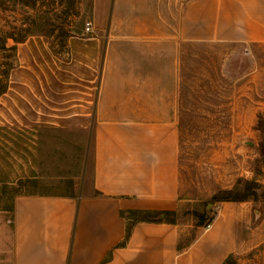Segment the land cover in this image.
<instances>
[{"label":"rangeland","instance_id":"obj_1","mask_svg":"<svg viewBox=\"0 0 264 264\" xmlns=\"http://www.w3.org/2000/svg\"><path fill=\"white\" fill-rule=\"evenodd\" d=\"M161 1L148 0V9H161ZM96 2L0 0V205L21 194L68 192L90 167L104 51L92 48L105 45L108 34L116 46L136 39L128 0L116 21L107 19L108 7L94 17ZM152 42L162 40L148 36ZM169 42L159 61L178 85L179 197L190 199L175 219L212 217L214 193L241 187L240 178L256 180L258 198L243 201L248 243L232 263L264 264V126L257 127L264 118V43L183 42L176 35Z\"/></svg>","mask_w":264,"mask_h":264},{"label":"crops","instance_id":"obj_2","mask_svg":"<svg viewBox=\"0 0 264 264\" xmlns=\"http://www.w3.org/2000/svg\"><path fill=\"white\" fill-rule=\"evenodd\" d=\"M122 1L97 0L94 17L108 7L107 19L119 20ZM128 3L135 41L116 46L108 34L105 45L92 48L104 51L90 167L68 192L21 194L0 205V264H222L248 243L243 201L214 202L208 228L192 211L186 220L159 214L126 230L132 211L177 215L190 200L179 197L178 85L159 61L170 53V35L264 43V0H165L161 9H148V0ZM148 36L161 44L148 45ZM81 114L88 117V109Z\"/></svg>","mask_w":264,"mask_h":264},{"label":"trees","instance_id":"obj_3","mask_svg":"<svg viewBox=\"0 0 264 264\" xmlns=\"http://www.w3.org/2000/svg\"><path fill=\"white\" fill-rule=\"evenodd\" d=\"M19 39L17 41H20ZM3 90H0V94ZM263 117L259 116L257 127L260 129L263 125ZM238 183H241V187L234 189H219L216 193H214L211 197V201H236L242 202L247 201L249 199L256 200L258 198V190L260 184L256 180H249L245 178L238 179ZM260 194V193H259ZM262 194V193H261ZM131 221L127 226L126 233L127 235L130 232L131 225L137 220H147V221H156L154 217L159 214H164L166 219L170 222L175 221V212L174 211H132L131 213ZM198 217V224H203L204 221H210L213 217H208L206 214H198L195 213ZM234 260L232 256L227 257L222 264H233Z\"/></svg>","mask_w":264,"mask_h":264},{"label":"built area","instance_id":"obj_4","mask_svg":"<svg viewBox=\"0 0 264 264\" xmlns=\"http://www.w3.org/2000/svg\"><path fill=\"white\" fill-rule=\"evenodd\" d=\"M90 28H91V26H90V22H86L85 30H86V31H89ZM210 224H211V222L208 221V222L206 223V225H205V228H208V227L210 226Z\"/></svg>","mask_w":264,"mask_h":264}]
</instances>
